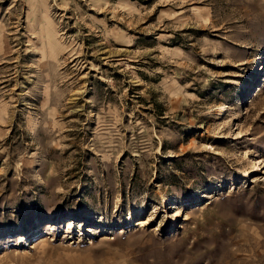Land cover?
<instances>
[{"label":"rangeland","instance_id":"374dc122","mask_svg":"<svg viewBox=\"0 0 264 264\" xmlns=\"http://www.w3.org/2000/svg\"><path fill=\"white\" fill-rule=\"evenodd\" d=\"M0 264H264V0H0Z\"/></svg>","mask_w":264,"mask_h":264}]
</instances>
